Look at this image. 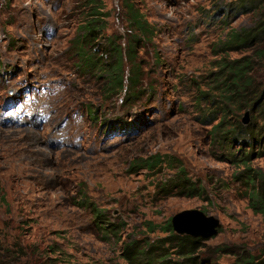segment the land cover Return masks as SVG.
Listing matches in <instances>:
<instances>
[{
	"label": "rangeland",
	"instance_id": "obj_1",
	"mask_svg": "<svg viewBox=\"0 0 264 264\" xmlns=\"http://www.w3.org/2000/svg\"><path fill=\"white\" fill-rule=\"evenodd\" d=\"M237 2L0 0V264L264 258V217L250 208L239 178L244 166L232 157L251 151L244 142L255 133L240 125L264 132V114L246 101L226 105L217 87L221 62L248 54L226 50L229 31L255 20L235 12ZM131 5L149 35L130 24ZM94 11L105 15H97L93 43L100 57L109 38L124 53L132 38L139 41L140 80L128 97L127 59L126 89L111 97L101 75L77 69L74 41ZM253 78V91L263 90L264 71ZM220 120L227 125L214 133ZM255 148L264 151V141ZM154 156L165 163L150 169L144 161ZM251 166L264 171V154ZM185 179L205 196L176 188ZM185 210H201L222 225L216 237L200 238L192 262L164 232ZM127 251L138 258L127 259Z\"/></svg>",
	"mask_w": 264,
	"mask_h": 264
},
{
	"label": "trees",
	"instance_id": "obj_2",
	"mask_svg": "<svg viewBox=\"0 0 264 264\" xmlns=\"http://www.w3.org/2000/svg\"><path fill=\"white\" fill-rule=\"evenodd\" d=\"M94 10V9H93ZM128 16L130 24L134 26L142 37L149 35L148 23L143 19L142 15L134 9V6H129ZM235 12L242 16H253L254 24L246 28H232L226 37V50L239 53L247 52L248 54L242 58L225 61L223 60L219 66L222 76L218 78L219 85H217L220 97L226 105H239L246 104L252 105V110H261V114H264V89L253 91L254 78L253 75L258 71H264V0H238ZM97 15L105 16L104 14L94 11L90 14V22L83 26V34L78 37L74 42V49L76 52V66L82 75L93 74L101 75L105 84L103 87L104 94L107 96L120 95L126 89V70L124 67L125 59L130 63L129 77V90L126 92L128 97L133 86L136 84L138 87L140 80V67L136 60V47L139 41L136 38H132L128 44L127 52L121 48V45L115 43V41H107L108 50L102 51L101 57L98 51L94 49V42L98 38L97 34L100 30V21H97ZM109 57L114 59V62L108 61ZM126 56V57H125ZM225 77L224 79H222ZM132 87V89H131ZM135 88V87H134ZM136 89V88H135ZM248 92H250V99L247 98ZM240 110L244 107H238ZM224 112V111H222ZM225 119V118H224ZM227 125L226 120H220L217 125L214 126L213 132L217 133L224 129ZM243 132L253 131L255 134L248 135V148L251 149L248 153L241 152L232 154L234 163L236 165L242 164L244 166L243 172L240 173V180L243 181L246 188V199L249 201V206L255 214H259L264 217V171L261 169L253 168L251 161L255 158L262 157L264 151H256L255 144H259L264 141V132L260 129L256 132L255 125L249 127H242ZM258 130V129H257ZM261 132V133H258ZM239 135H237L238 137ZM245 136V135H244ZM228 136L225 137V140ZM234 139V138H233ZM230 144V143H229ZM145 165L150 169L161 166L165 161L160 156H154L144 161ZM180 173L184 172V168H180ZM185 192L189 197H204L205 189L200 186H196L194 182L189 179H185L183 182L180 180V184L176 187ZM185 196V195H184ZM2 202H5V196L2 195ZM83 203L90 205V201L83 198ZM172 232V244L176 246L179 253L182 256H188V261H194L196 253L202 247L203 241L200 238H194L191 236H180L173 232L171 222L167 223L164 232ZM27 258V257H26ZM137 255L133 257L129 256L127 251V259H137ZM20 264V263H18ZM25 264H29V259H25ZM199 264H208L207 261H201ZM234 264H264V258H257L253 254H248L247 257L238 255Z\"/></svg>",
	"mask_w": 264,
	"mask_h": 264
},
{
	"label": "water",
	"instance_id": "obj_3",
	"mask_svg": "<svg viewBox=\"0 0 264 264\" xmlns=\"http://www.w3.org/2000/svg\"><path fill=\"white\" fill-rule=\"evenodd\" d=\"M171 225L173 231L180 236L205 240L216 237L222 227L219 219L208 216L201 210L182 211L172 218Z\"/></svg>",
	"mask_w": 264,
	"mask_h": 264
}]
</instances>
